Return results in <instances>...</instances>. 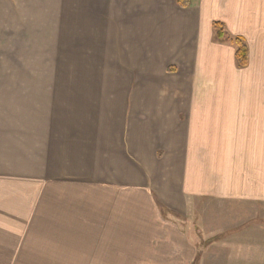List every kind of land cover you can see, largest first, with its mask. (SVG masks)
Returning a JSON list of instances; mask_svg holds the SVG:
<instances>
[{
    "label": "crops",
    "instance_id": "1",
    "mask_svg": "<svg viewBox=\"0 0 264 264\" xmlns=\"http://www.w3.org/2000/svg\"><path fill=\"white\" fill-rule=\"evenodd\" d=\"M25 1L75 73L0 74V264H264V0Z\"/></svg>",
    "mask_w": 264,
    "mask_h": 264
},
{
    "label": "rangeland",
    "instance_id": "2",
    "mask_svg": "<svg viewBox=\"0 0 264 264\" xmlns=\"http://www.w3.org/2000/svg\"><path fill=\"white\" fill-rule=\"evenodd\" d=\"M31 6L24 0L23 18L0 19V74L75 73L70 36L64 50V35L56 33V20L43 17L53 12L34 11Z\"/></svg>",
    "mask_w": 264,
    "mask_h": 264
},
{
    "label": "trees",
    "instance_id": "3",
    "mask_svg": "<svg viewBox=\"0 0 264 264\" xmlns=\"http://www.w3.org/2000/svg\"><path fill=\"white\" fill-rule=\"evenodd\" d=\"M176 2L182 8H187L191 5V0H176ZM213 28L216 34V38L219 41L230 42L235 46L237 65L239 67H246L249 64L250 59V50L246 40L241 36L230 35L222 22H214Z\"/></svg>",
    "mask_w": 264,
    "mask_h": 264
}]
</instances>
